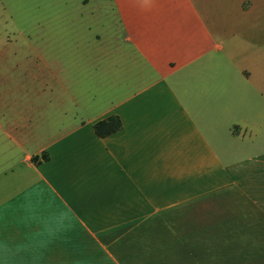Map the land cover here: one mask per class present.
<instances>
[{
	"label": "crops",
	"instance_id": "1",
	"mask_svg": "<svg viewBox=\"0 0 264 264\" xmlns=\"http://www.w3.org/2000/svg\"><path fill=\"white\" fill-rule=\"evenodd\" d=\"M111 2L60 109L0 76V264H264V0Z\"/></svg>",
	"mask_w": 264,
	"mask_h": 264
},
{
	"label": "rangeland",
	"instance_id": "2",
	"mask_svg": "<svg viewBox=\"0 0 264 264\" xmlns=\"http://www.w3.org/2000/svg\"><path fill=\"white\" fill-rule=\"evenodd\" d=\"M114 8L111 0H0V76L7 78L8 109H60L66 46L91 44L94 32L115 41L121 27Z\"/></svg>",
	"mask_w": 264,
	"mask_h": 264
},
{
	"label": "trees",
	"instance_id": "3",
	"mask_svg": "<svg viewBox=\"0 0 264 264\" xmlns=\"http://www.w3.org/2000/svg\"><path fill=\"white\" fill-rule=\"evenodd\" d=\"M94 127L98 135L106 136L117 131L121 127V120L117 115H111L105 119L97 121L94 124Z\"/></svg>",
	"mask_w": 264,
	"mask_h": 264
}]
</instances>
